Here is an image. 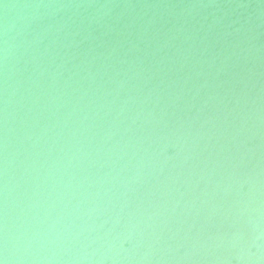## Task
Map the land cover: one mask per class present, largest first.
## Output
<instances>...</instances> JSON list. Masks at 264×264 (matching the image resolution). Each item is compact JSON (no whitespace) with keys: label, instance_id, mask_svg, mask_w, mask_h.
<instances>
[{"label":"water","instance_id":"water-1","mask_svg":"<svg viewBox=\"0 0 264 264\" xmlns=\"http://www.w3.org/2000/svg\"><path fill=\"white\" fill-rule=\"evenodd\" d=\"M5 264H264V0H0Z\"/></svg>","mask_w":264,"mask_h":264},{"label":"snow or ice","instance_id":"snow-or-ice-1","mask_svg":"<svg viewBox=\"0 0 264 264\" xmlns=\"http://www.w3.org/2000/svg\"><path fill=\"white\" fill-rule=\"evenodd\" d=\"M0 264H5V261L3 259H0Z\"/></svg>","mask_w":264,"mask_h":264}]
</instances>
